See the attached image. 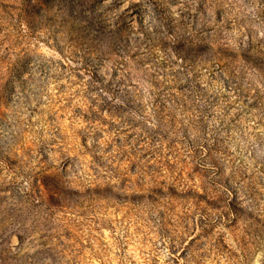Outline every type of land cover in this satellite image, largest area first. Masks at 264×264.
Segmentation results:
<instances>
[{
    "label": "rangeland",
    "instance_id": "374dc122",
    "mask_svg": "<svg viewBox=\"0 0 264 264\" xmlns=\"http://www.w3.org/2000/svg\"><path fill=\"white\" fill-rule=\"evenodd\" d=\"M0 264H264V0H0Z\"/></svg>",
    "mask_w": 264,
    "mask_h": 264
}]
</instances>
